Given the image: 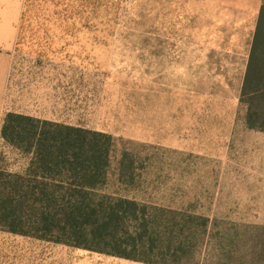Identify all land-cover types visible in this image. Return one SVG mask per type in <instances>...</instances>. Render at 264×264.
I'll return each instance as SVG.
<instances>
[{"label": "rangeland", "instance_id": "rangeland-1", "mask_svg": "<svg viewBox=\"0 0 264 264\" xmlns=\"http://www.w3.org/2000/svg\"><path fill=\"white\" fill-rule=\"evenodd\" d=\"M224 1L28 0L16 47L31 64L74 57L93 126L116 138L107 192H126L116 167L127 151L129 194L259 224L264 131L245 127L239 104L250 34L228 24ZM0 151L11 169L25 164L1 138ZM31 239L0 230V264H74V247Z\"/></svg>", "mask_w": 264, "mask_h": 264}, {"label": "trees", "instance_id": "trees-1", "mask_svg": "<svg viewBox=\"0 0 264 264\" xmlns=\"http://www.w3.org/2000/svg\"><path fill=\"white\" fill-rule=\"evenodd\" d=\"M239 104L245 127L264 131V0ZM0 137L25 159L13 170L0 151L1 231L150 264H264V221L238 224L129 194L127 151L116 167L126 192H107L110 133L6 112Z\"/></svg>", "mask_w": 264, "mask_h": 264}, {"label": "crops", "instance_id": "crops-1", "mask_svg": "<svg viewBox=\"0 0 264 264\" xmlns=\"http://www.w3.org/2000/svg\"><path fill=\"white\" fill-rule=\"evenodd\" d=\"M24 1L0 0V128L4 114L15 112L107 133L106 130L93 126L96 124V117L92 112L96 102L94 93L85 88V80L74 79L72 55L54 54L47 57L46 61L43 60V63L31 64L27 59L29 56L18 54L16 45ZM262 2L263 0L223 2L229 11L226 19L228 24L238 22L236 29L240 34L246 38L250 34L241 87ZM232 9L237 11V17ZM31 240L37 242V245L44 242L36 238ZM74 264L150 263L74 247Z\"/></svg>", "mask_w": 264, "mask_h": 264}]
</instances>
